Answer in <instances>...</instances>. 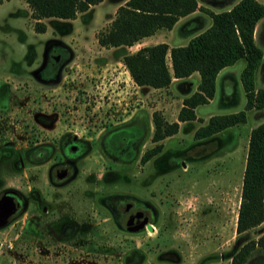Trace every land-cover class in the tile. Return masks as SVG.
Here are the masks:
<instances>
[{"label": "rangeland", "instance_id": "1", "mask_svg": "<svg viewBox=\"0 0 264 264\" xmlns=\"http://www.w3.org/2000/svg\"><path fill=\"white\" fill-rule=\"evenodd\" d=\"M258 1L264 3V0ZM198 2L208 9H220L213 6L211 0ZM119 4L122 3L117 0H102L89 6L90 10L77 13L73 19L45 18L41 20L44 32H35L23 0L0 2V86H3L0 90V149L10 152L13 186L19 183L16 162L25 139L35 141V135L55 136L66 130L79 136L95 137L105 128L130 117L147 129L140 152L153 145L149 139L152 129L149 115L154 108L160 107L155 102L160 94L139 93L123 72L122 64L115 60H120L125 50L132 52L157 40L174 44L186 37L176 24L127 48L100 47L96 34L108 26ZM254 39L255 44L264 49V20L259 23ZM52 43L64 45L70 52L69 59L56 81L42 84L31 77V71L42 62ZM241 61L238 60L234 67ZM261 75L264 77V69ZM256 84L264 87V82L259 80ZM240 103L233 102L231 109L216 104L211 107L214 112L239 111L243 108ZM207 107L202 109H209ZM250 110L245 112L244 123L222 130V138H217L218 141L196 142L193 137L190 140L185 128L166 140L159 154L138 165L141 182L155 170L154 201L166 220L170 219L173 245L178 246L180 239L186 241L185 246H178L181 264H230L229 256L241 242L236 240L233 218L240 195L246 131L264 121V108ZM43 121L52 124L45 126ZM18 226L19 222L14 223L4 241L0 238L1 248L10 246L0 258L1 264L21 263L20 235L13 240L19 233ZM262 232L264 221L247 235L256 238ZM133 238L130 241L136 245L151 239L146 236ZM127 245L123 242L119 247L125 249ZM152 248L153 242L147 244V249L145 247L149 250L147 260L154 264ZM82 256L75 253L71 261H83ZM108 259L102 263L116 264L115 258ZM64 262L69 261L60 257L59 264ZM244 264H264V252L253 251Z\"/></svg>", "mask_w": 264, "mask_h": 264}, {"label": "flooded vegetation", "instance_id": "2", "mask_svg": "<svg viewBox=\"0 0 264 264\" xmlns=\"http://www.w3.org/2000/svg\"><path fill=\"white\" fill-rule=\"evenodd\" d=\"M69 54L64 45L50 44L31 77L42 84L56 81ZM129 118L95 137L65 130L25 139L16 162L17 186L11 184L10 152L0 149V238L4 241L19 222L13 240L20 235V264H59L60 257L69 261L64 264H104L108 258L116 264H151L150 242L154 264L182 263L178 246L186 241L173 245L170 219L157 209L155 170L141 182L138 165L147 129ZM140 236L151 239L132 244ZM123 242L125 249L119 247ZM1 246L0 258L10 248ZM75 253L83 254V261H71Z\"/></svg>", "mask_w": 264, "mask_h": 264}, {"label": "trees", "instance_id": "3", "mask_svg": "<svg viewBox=\"0 0 264 264\" xmlns=\"http://www.w3.org/2000/svg\"><path fill=\"white\" fill-rule=\"evenodd\" d=\"M101 1L23 0L29 8L35 32H44L42 19H73L77 13ZM117 1L122 4L116 7L108 26L96 34L100 47H130L160 29H171L180 17L195 10L205 13L210 20L206 27L191 26L188 29L190 37L184 45L169 46L158 42L143 45L132 52L125 50L120 56L131 80L139 87L161 89L169 85L172 77L183 79L193 72L198 74L196 90L182 98L177 121H167L158 110L151 112L150 142L153 145L141 154V163L162 151V140L177 132L178 122L195 119L193 109L207 103L214 95L217 72L238 59L245 61L240 72L245 97L243 109L210 116L196 128L193 140L197 142L244 123L247 110L264 108V88L255 89L253 84L254 71L264 58V50L253 41L255 25L264 17V3L257 0H211L213 6L220 8L214 12L197 5V0ZM263 199L264 121L253 126L248 135L234 229L236 240L241 242L230 254V264H244L255 250L264 252V232L256 238L247 235L249 230L264 221Z\"/></svg>", "mask_w": 264, "mask_h": 264}, {"label": "crops", "instance_id": "4", "mask_svg": "<svg viewBox=\"0 0 264 264\" xmlns=\"http://www.w3.org/2000/svg\"><path fill=\"white\" fill-rule=\"evenodd\" d=\"M197 5H202V4H200L197 0ZM202 6L207 8L205 5H202ZM28 10H29V8H28ZM87 10H90V9L88 8ZM209 10H212L214 12L216 11V10H213L210 8H209ZM28 12L30 14V11H28ZM205 16H207L205 13L198 11V10H195L191 14L180 17L175 22L173 27L176 24H178L181 32L183 33L184 37H186V38L181 40V42L179 41L178 43H174V44H169L167 42H165V43H167L169 46L184 45L190 37L191 32H189L188 29L191 26H194V27L196 25L197 26L202 25L203 27L208 26V24L210 23V20L208 17H205ZM262 20H264V17L261 18L255 25L254 32H253L254 43H255L254 38H255L256 30L258 28L259 23ZM184 30H186V32ZM157 41L158 42H164V40H157ZM158 42H155V43H158ZM263 43H264V39H263ZM147 45H149V44H147ZM259 48L261 50H264L263 48H261V46ZM238 60H242V61L239 64V66L235 68L234 65L238 62ZM238 60H236L233 64H231L229 66L223 67L222 69H220L217 72V74L215 76V80H214V95H213V97L210 98L207 101V103L202 104V105H198L193 109L194 114H195V119L189 120V121L178 122L177 132L162 140V144H163L162 149L165 146L166 140H168L171 137H173L174 135L178 134L179 132H181V130H184L186 128L188 138L191 140L193 137V133L196 130V128L198 126L204 124L210 116L217 115V114H227V113H231V112H236V111H232V110L231 111L227 110V112H214L215 110L213 109V107L215 106V104L219 107H222V108L228 107L227 109H231L229 107H230V105L233 104V102L234 103L241 102L240 104L242 105V107H244L245 97H244V91H243L241 81H240V72L245 65V61L242 58L238 59ZM115 61H116V63L122 64L120 62V60H115ZM122 66H123V64H122ZM123 68H124L123 72H125L127 74V76L129 77V79L131 80V78H130V76H129V74L126 71L124 66H123ZM262 69H264V58L261 59L260 64L255 69L254 74H253V84H254L255 89L264 88V87L257 86V84H256L257 80H259L260 83L264 82V77H263V75H261ZM261 77H262V79H261ZM197 83H198V74L196 72H193L190 76L183 78V79H178V78L172 77L169 85L167 87L161 88V89L150 88V87H139V86L135 85L134 83L133 84H134V86H136L135 88L139 91V93H143L146 91L147 92L148 91L149 92H155V93L158 92L160 94V97L155 102H156V106L160 105V107L158 106V108L156 107V109L154 108V110H159L162 113V115L165 117V119L167 121L171 122V121H177L176 115H177L178 109L182 105V98L185 96H188L192 92H194L196 90ZM203 106L204 107L208 106L209 109L204 110V109H202V108H204ZM211 106H213V107H211ZM242 109H240V110H242ZM247 111H251V110H247ZM150 115H151V113H150ZM231 127H228V129H230ZM252 127H250L246 131L247 132V138H246V142H245L246 145H247V140H248V133ZM221 134H222L221 131H219V132L213 134L211 137L205 138V141H207V142H214V140L218 141L219 138H222ZM201 141L203 142L204 139ZM244 149L246 150L245 147H244ZM240 186H241V182H240ZM238 203H239V201H238ZM237 207H238V205H237ZM221 209H223V207H221ZM235 221H236V214L233 218V228L234 229H235ZM217 229H219V224L217 225Z\"/></svg>", "mask_w": 264, "mask_h": 264}, {"label": "built area", "instance_id": "5", "mask_svg": "<svg viewBox=\"0 0 264 264\" xmlns=\"http://www.w3.org/2000/svg\"><path fill=\"white\" fill-rule=\"evenodd\" d=\"M136 87V86H135Z\"/></svg>", "mask_w": 264, "mask_h": 264}]
</instances>
